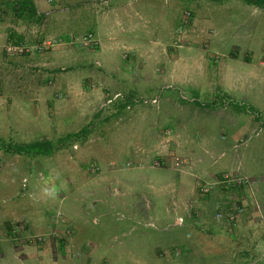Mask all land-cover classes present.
Instances as JSON below:
<instances>
[{
  "label": "rangeland",
  "instance_id": "1",
  "mask_svg": "<svg viewBox=\"0 0 264 264\" xmlns=\"http://www.w3.org/2000/svg\"><path fill=\"white\" fill-rule=\"evenodd\" d=\"M10 1L0 0V264H254L256 239L244 236L259 227L243 229L241 216L264 195L255 4L29 0L36 13L19 16ZM121 1L129 17L102 18ZM197 2L215 19L199 18ZM37 139L55 143L50 154L9 147Z\"/></svg>",
  "mask_w": 264,
  "mask_h": 264
},
{
  "label": "crops",
  "instance_id": "2",
  "mask_svg": "<svg viewBox=\"0 0 264 264\" xmlns=\"http://www.w3.org/2000/svg\"><path fill=\"white\" fill-rule=\"evenodd\" d=\"M218 1L222 3L225 0H223V1L222 0H218ZM231 1L236 2V0H231ZM245 1H243V2L245 3V5L247 7L249 3L247 1L246 2ZM120 3H121L122 6L118 8V7L112 5V4H110L108 2V4H107L108 6L105 9L102 8L103 9V11H102V14H103L102 18L108 17L109 15H111V16L114 15V20H116L117 18H120L118 20H122L123 18L129 17V15H131V11L133 10V8L130 9L131 10L130 13H128V14L127 13L126 14L124 13L123 14V13H121V10L124 9L123 7L125 6L126 3H122V1L119 2V4ZM199 3L200 2H197V3L194 4V9L196 10V14H197V12H200V15H201V17L200 16H198V17L199 18H202V17L205 18V16H206L207 21L208 20H210V21L211 20H214L215 19V16H214V14L212 13V11L210 9L207 10L208 6L206 5V7H204L201 4H199ZM202 4H205V2H203ZM206 4L209 5L211 3H206ZM253 10H256L255 12H256V21H257V23H259V21L261 19H262V22L264 23V6L255 5V9H253ZM237 12H239V9L237 10ZM136 13H138L139 15L141 14L137 10H136ZM230 13L232 14V10H230ZM118 14H120L121 16L118 15ZM122 15H125V16L122 17ZM253 18H255V17H253ZM217 21H224V22H226V21H232V19L231 18H225V19L221 18V19H219ZM235 26L238 27L237 25H235ZM255 26H254V28H255ZM206 27H208V24H207ZM216 35H218V38H222V37L225 36L223 33H221L220 31H218L217 28H216V32H215V36ZM262 81L263 82L261 84L263 86L264 85V80L262 79ZM249 91L251 92V95L252 94L253 95L255 94V92H253V91H255L254 89H249ZM260 92H261V89L258 90L257 94H261ZM257 107L258 108L260 107L259 109H261V107L264 108V96H262L261 102L259 101V104H257ZM259 132L260 133H264V129L261 130V131H259ZM260 133H259V135H260ZM261 167H264V166L261 165ZM257 176L259 178L262 177V181L264 180V173L263 174H258ZM257 178L254 177L253 179L254 180L255 179L257 180ZM262 184L264 185L263 182H262ZM262 198H264V195L261 196V199ZM249 199L251 200V202L250 201L248 202V206L247 205L244 206V210L246 212V217H244V215L241 216V222L243 223L242 228L243 229L248 228V227L251 228V226H253V225H257L259 228H258V231L255 232L256 233L255 235H252L250 233V234H247L246 236H244V240L245 241H251L252 238H255L256 239L255 240L256 242L253 243V246H254L253 251H252V246L251 245H249L247 247V249L249 251H252V253L249 255V258H252V257L255 258L254 264H264V203L261 202V199H259V196L258 195H257L256 199H253V198H249ZM242 201H243V203H247V201L245 199H242ZM259 206H260L261 209L259 208ZM251 218H253V219H251ZM235 244H236V240H235Z\"/></svg>",
  "mask_w": 264,
  "mask_h": 264
},
{
  "label": "trees",
  "instance_id": "3",
  "mask_svg": "<svg viewBox=\"0 0 264 264\" xmlns=\"http://www.w3.org/2000/svg\"><path fill=\"white\" fill-rule=\"evenodd\" d=\"M214 2H217L218 0H212ZM248 3H253L258 6L264 5V0H246ZM9 7L11 6H18L19 16L22 15L25 10H29L31 14L36 13L35 7L31 4L29 0H14L7 2ZM163 86V85H162ZM160 90H162V87H160ZM68 136V134H67ZM55 143L53 144V141L50 139H37L28 143H21V144H14L9 145V147L14 151V153L17 154H44L48 155L51 153V151L54 148Z\"/></svg>",
  "mask_w": 264,
  "mask_h": 264
},
{
  "label": "built area",
  "instance_id": "4",
  "mask_svg": "<svg viewBox=\"0 0 264 264\" xmlns=\"http://www.w3.org/2000/svg\"><path fill=\"white\" fill-rule=\"evenodd\" d=\"M186 16L188 17V14H187ZM241 211H242L241 208H235V209H233V210H231V211L226 212V213H227V214H226V220L228 221V223H229V224L234 223V222L236 221V219H237V215H238ZM216 217H217V218H220V219H223V218H222V213H218Z\"/></svg>",
  "mask_w": 264,
  "mask_h": 264
},
{
  "label": "clouds",
  "instance_id": "5",
  "mask_svg": "<svg viewBox=\"0 0 264 264\" xmlns=\"http://www.w3.org/2000/svg\"><path fill=\"white\" fill-rule=\"evenodd\" d=\"M262 6H264V5H262ZM187 14H188V17L186 16V19L190 17V16H189V15H190V13H189V12H187V13H186V15H187ZM152 99H153V100H152V102H153V103H156V101H157V98H152ZM238 184H239V185H241V183H238ZM235 208H239V207H235ZM235 208H234V209H235ZM227 212H228V211H227Z\"/></svg>",
  "mask_w": 264,
  "mask_h": 264
}]
</instances>
